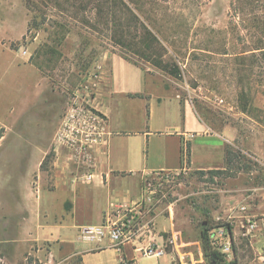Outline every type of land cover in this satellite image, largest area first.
<instances>
[{
  "label": "rangeland",
  "instance_id": "1",
  "mask_svg": "<svg viewBox=\"0 0 264 264\" xmlns=\"http://www.w3.org/2000/svg\"><path fill=\"white\" fill-rule=\"evenodd\" d=\"M146 28L157 36L149 46ZM244 51L258 54L250 78L234 70L236 53ZM119 56L173 86L182 99L192 100L215 130L226 125L238 129L226 147L244 154L240 163L250 171L212 178L210 169L187 167L141 178L142 188L152 184L154 220L161 215L167 221L159 233L162 240L176 235V243L168 247L174 263L214 264L204 254L203 221L230 222L239 231L241 205H248L251 214L264 213V0H0V123L5 129L0 143L50 147L45 164L50 170L51 147L59 143L65 115L86 105L81 99L90 78ZM249 86L252 100L242 110L238 93ZM13 104L17 111L27 106L26 112L12 113ZM13 146L3 150H16ZM10 160L3 167L0 163V252L6 254L0 263L73 264L76 256L53 258L50 241L29 246L22 191L25 163ZM214 166L227 165L218 159ZM35 175L30 176L32 186ZM125 209L116 214L124 215ZM235 248L227 261L258 264L264 233L252 242L240 235ZM159 260L172 264L168 254L144 257L140 264Z\"/></svg>",
  "mask_w": 264,
  "mask_h": 264
},
{
  "label": "crops",
  "instance_id": "2",
  "mask_svg": "<svg viewBox=\"0 0 264 264\" xmlns=\"http://www.w3.org/2000/svg\"><path fill=\"white\" fill-rule=\"evenodd\" d=\"M99 71L88 81L90 88L81 99L105 115L107 139L95 149L93 170L77 162L73 150L62 143L51 147L54 160L50 170L43 165L50 147L0 143L1 167L8 158L25 163L26 241L29 246L50 241L53 258L81 256L83 264H123L124 259L140 264L144 257L160 259L167 254L175 264L173 250L161 257L144 256L138 248L145 239L125 243L119 250L108 238L100 242L84 239L82 228L98 226L109 214L116 217L120 209L133 206L142 195L141 178L146 174L187 167L211 169L217 167L218 159L224 165L226 144L233 143L238 129L226 125L215 130L192 100L182 99L173 86L121 56L103 63ZM17 108L13 104L11 111L20 116L27 106ZM215 140L221 143L214 144ZM13 145L16 150H3ZM32 172L36 173L34 186ZM86 172H93L91 180L83 179ZM156 220L150 237L162 243L159 233L167 228V221L161 215ZM0 255L6 254L1 251ZM156 264L165 263L159 260Z\"/></svg>",
  "mask_w": 264,
  "mask_h": 264
},
{
  "label": "built area",
  "instance_id": "3",
  "mask_svg": "<svg viewBox=\"0 0 264 264\" xmlns=\"http://www.w3.org/2000/svg\"><path fill=\"white\" fill-rule=\"evenodd\" d=\"M219 103L223 99H219ZM103 116L91 107L81 104L72 107L64 117L58 133V141L73 150V157L77 162L84 164L89 170L95 167V149L106 142L107 131ZM93 172H86L83 179L91 180ZM151 182L142 188L140 199L133 206L126 208L124 215L116 217L109 214L98 226L82 228L81 235L84 239L100 242L108 238L113 247L121 250L125 243L138 239L141 241L145 233L148 238L141 242L138 248L144 256L161 257L167 252L170 245L176 243V236H172L162 243L150 237L154 223L152 214L154 191L150 189ZM236 216L240 223V230L231 223L232 228L217 226L208 231L211 247L219 251L226 259L235 256V243L239 236L250 238L251 242L257 240L264 233V213L251 214L248 205H241ZM146 236V235H145ZM258 264H264V248L257 254ZM123 264H133L130 260H123Z\"/></svg>",
  "mask_w": 264,
  "mask_h": 264
},
{
  "label": "trees",
  "instance_id": "4",
  "mask_svg": "<svg viewBox=\"0 0 264 264\" xmlns=\"http://www.w3.org/2000/svg\"><path fill=\"white\" fill-rule=\"evenodd\" d=\"M146 33H147L146 38L149 39V42L146 44V46H149V44L152 41L156 40L157 36L152 31H150L148 28H146ZM256 49H261V47H257ZM223 53L227 54L229 52H223ZM256 57H258V54L256 51L249 52V53H247V51H244L242 53H236V55H235V68H234L235 72L237 74L241 73L243 76L242 72L244 71V75H246L244 77L250 78V75L254 73V66L256 63V60H255ZM175 64L177 65L176 68L178 71V69H180V68H179L177 63H175ZM251 92H252V87L249 86V87H242L240 92L238 93L240 105H242V110H246L247 106L251 102V100H252ZM93 110L95 112H97L98 114H100L101 116H105L103 113L98 112L96 109H93ZM4 130H5L4 127L0 124V139L4 135ZM188 146H189V144H188ZM188 152H189V148H188ZM48 158H50L49 155L43 164L44 166H45ZM243 159H245L244 154H242L241 152H239L237 150L232 149V147L230 145H228L226 147V164H227L226 168L210 169L208 171V173L211 175L212 178H215L217 176L233 177L238 172L250 171V166L246 165L245 163H243V164L240 163V162H244ZM223 225L227 226L229 229L232 228V225L230 222H225V223L220 224V225H212L211 221H209L207 219L205 221H203V227L201 230V242H202L204 254L214 264H233L232 262L227 261V259L219 251L213 249L211 247V244L209 241L208 231L211 228H214L217 226H223ZM0 256H2V255H0ZM28 260H30V262H31L32 257L29 256ZM73 264H83L82 263V257L76 256L74 258Z\"/></svg>",
  "mask_w": 264,
  "mask_h": 264
}]
</instances>
